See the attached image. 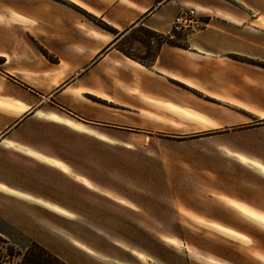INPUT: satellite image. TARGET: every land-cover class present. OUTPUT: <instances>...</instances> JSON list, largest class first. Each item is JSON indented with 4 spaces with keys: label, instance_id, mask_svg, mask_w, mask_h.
<instances>
[{
    "label": "crops",
    "instance_id": "obj_1",
    "mask_svg": "<svg viewBox=\"0 0 264 264\" xmlns=\"http://www.w3.org/2000/svg\"><path fill=\"white\" fill-rule=\"evenodd\" d=\"M157 1L0 0V220L66 264H263L262 255L233 254L240 241L224 234L212 243L181 233L219 237L217 225L253 238L231 203L264 214L224 192L226 171L242 184L257 180L241 162L264 169V139L246 142L264 134V0ZM182 7L205 28L164 43L150 65L120 51L136 28L166 35ZM172 139L181 140L174 159L151 148ZM214 141L236 163L182 152ZM79 142L99 155L155 151L173 191L140 201L101 192L65 157L85 151ZM185 161L221 172L182 176Z\"/></svg>",
    "mask_w": 264,
    "mask_h": 264
},
{
    "label": "rangeland",
    "instance_id": "obj_2",
    "mask_svg": "<svg viewBox=\"0 0 264 264\" xmlns=\"http://www.w3.org/2000/svg\"><path fill=\"white\" fill-rule=\"evenodd\" d=\"M183 38L184 35L181 38H176L172 43L181 45L183 44ZM139 43H142L152 49L151 54L154 53L153 48L155 49V46L150 44L151 42L146 37V32L141 28H136L133 30L119 43L118 48L131 56L145 57L147 50L143 48L144 45H140ZM263 139L264 134H255L247 136L246 142H259ZM131 140V143L139 144L135 142L134 139ZM179 142H181V140H157L154 141V145H152L151 148H157V144L161 145L160 148L165 152V154H167L170 159H174V155H179V152L177 151L178 148L176 147L177 143ZM238 142L239 140L236 139L229 140L231 145L237 144ZM221 143L222 142L214 141L213 143L208 144V147L203 146L187 148L186 151L182 150V152L187 154V156L206 155L209 159V162L212 164L222 163L221 159H226L231 163H236V161L232 158H228L220 151L216 150L217 147L221 146ZM79 145L81 148H84V152L81 150L78 156H74L75 152L71 151L66 153L65 157L76 164L75 170L77 172L84 174L85 176L94 180L100 186L101 192L103 193L114 196L116 194L122 195L140 201L141 198L145 199V196L153 195L156 192H169L173 191L174 189L173 183H165L163 178V176L165 177V169L162 167L164 162L162 160L159 161L160 157H157L155 151L153 152L146 150L141 152L139 150H135L133 152H128L119 148L102 147L101 155H99L98 149L95 148L92 142H86L84 146L81 144V142H79ZM93 151H96V153L94 154ZM257 154L264 162V151L257 152ZM241 163L248 164L252 168L248 169L246 166L245 168L243 167L241 171L245 170L253 179L255 178L260 181L252 180L251 182L242 184V182L233 179L232 173L226 171V176L230 177L231 180L228 185H224V192L231 199L242 200L258 209L264 210V169L256 168L254 165L249 163ZM167 166L171 168L170 171H172V176L175 175V170L178 172L177 175L180 176L179 170L177 167H175L176 164L174 162L167 164ZM190 166H192V168H190ZM181 167L183 168V172L181 174L182 176L195 174V176L205 175L210 178H215V176L221 172V169L216 167L205 168L203 166L201 168L197 162H192L190 164L188 161H185ZM194 170L196 173H193ZM185 186L187 185H182V191L184 192ZM196 186L201 188L203 185L200 184ZM206 186H208L209 189L211 185ZM195 193L196 195L204 198L210 196V193L207 192V190L202 192L200 189V192L195 191ZM212 196L215 195L213 194L210 197ZM231 207L238 211L242 217L245 218L244 219L239 215V217H241L243 220L241 225L249 234L253 236V238H248L221 226L214 225L213 229L215 231L211 233L219 237H211L207 232L196 230L191 232H182L181 236L183 240L187 238L190 239V237L195 239L204 238L205 240L211 241L212 243H218L217 240H220V236L224 234L231 237V239L240 241L237 247L231 248V252L233 254L240 256L258 254L264 256V224L258 220H255L256 218L264 220V214L253 211L252 209L241 204L231 203ZM245 211H247L251 216L245 215ZM160 233L165 234V236H169V234H175L174 232L168 231ZM0 239V261L3 262L2 264L20 263L21 256L18 254H24L33 243H36L31 240L29 241L23 235L9 229L1 220ZM10 253H12L14 256H8Z\"/></svg>",
    "mask_w": 264,
    "mask_h": 264
},
{
    "label": "trees",
    "instance_id": "obj_3",
    "mask_svg": "<svg viewBox=\"0 0 264 264\" xmlns=\"http://www.w3.org/2000/svg\"><path fill=\"white\" fill-rule=\"evenodd\" d=\"M81 13L85 15L87 18H89L90 20H92L95 24L103 28L104 30L113 32L107 25L103 24L100 21H97L95 18L89 16L87 13L85 12H81ZM139 28L143 29L146 32V37L150 40V42L155 40V44H154L155 49L153 51L154 53L151 54L150 48L145 46L142 43L141 44L144 45L148 49L147 53L145 54V57L131 56L122 50L120 51L126 56L139 61L143 65H150L154 61L157 53L159 52V50L161 49V46L164 43H169V44L174 45V43H172L170 40H167V39L162 40L160 38L161 34H155L147 29H144L143 27H139ZM177 38H181V36L177 35ZM18 255L21 256V261L18 264H66L61 259L54 256L52 253H50L48 250H46L45 248H43L37 243H33L32 246L28 248L24 254H18ZM8 256L13 257L14 255L10 253ZM2 263L3 262L0 261V264Z\"/></svg>",
    "mask_w": 264,
    "mask_h": 264
},
{
    "label": "built area",
    "instance_id": "obj_4",
    "mask_svg": "<svg viewBox=\"0 0 264 264\" xmlns=\"http://www.w3.org/2000/svg\"><path fill=\"white\" fill-rule=\"evenodd\" d=\"M161 3L163 0L157 1L156 5ZM205 25L196 9L182 7L173 21L171 30L166 35H160V38L162 40H175L177 35H193L205 28Z\"/></svg>",
    "mask_w": 264,
    "mask_h": 264
},
{
    "label": "bare ground",
    "instance_id": "obj_5",
    "mask_svg": "<svg viewBox=\"0 0 264 264\" xmlns=\"http://www.w3.org/2000/svg\"><path fill=\"white\" fill-rule=\"evenodd\" d=\"M245 215L251 216L247 211H245ZM255 220L260 221L262 224H264V220L256 218Z\"/></svg>",
    "mask_w": 264,
    "mask_h": 264
}]
</instances>
